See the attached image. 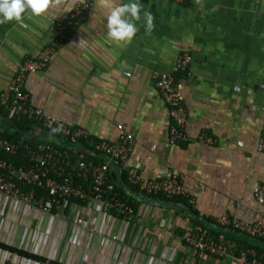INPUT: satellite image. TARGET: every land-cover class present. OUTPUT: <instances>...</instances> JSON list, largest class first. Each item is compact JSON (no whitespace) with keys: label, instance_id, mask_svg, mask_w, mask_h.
<instances>
[{"label":"crops","instance_id":"crops-1","mask_svg":"<svg viewBox=\"0 0 264 264\" xmlns=\"http://www.w3.org/2000/svg\"><path fill=\"white\" fill-rule=\"evenodd\" d=\"M77 2L49 0L39 17L23 18L25 27L0 24V93L26 58L50 46L58 34L52 21L66 20ZM129 2L141 6L133 21L137 31L117 43L107 35V16ZM185 52L192 56L184 86L186 139L172 144L169 107L153 75L172 71ZM24 89L30 105L95 139L117 140V125L124 124L134 138L126 166L154 180L180 174L194 203L130 189L117 162L110 163L109 181L134 200L130 216L94 200L46 214L0 193V242L49 260L0 248L1 262L235 264L231 256L201 253L182 241L198 221L220 239L264 250V240L217 224L224 215L248 222L264 215L255 197L264 185V152L257 149L264 123V0H96L88 17L69 28L52 61L27 75ZM15 120L0 109L1 132L24 140L49 135L41 126L20 129Z\"/></svg>","mask_w":264,"mask_h":264},{"label":"built area","instance_id":"built-area-1","mask_svg":"<svg viewBox=\"0 0 264 264\" xmlns=\"http://www.w3.org/2000/svg\"><path fill=\"white\" fill-rule=\"evenodd\" d=\"M95 1L78 0L66 20L52 21L58 30L56 38L39 55L26 58L19 66L12 83L0 93V105L5 107L11 116L17 120L28 119L30 126H41L49 135L59 137L56 142L32 139L11 141L0 134V193L46 214L58 213L64 205L78 206V201L94 200L102 204L106 211L130 216L133 214L132 206L122 199L114 183L109 181L110 163L117 162L123 167L131 186L142 189L148 195L183 197L193 204L194 198L184 185L180 174L173 173L169 177L154 180L144 177L136 166H126L134 138L124 124L117 125V140H98L92 137L88 130L70 127L46 114L42 108L29 103V95L24 89L27 75L44 69L52 61L57 50L67 39L69 28L88 17ZM191 62L192 56L185 52L178 58L172 71L157 72L153 75L155 85L169 107V140L172 144L186 139L187 107L184 86L190 75ZM59 125H62L60 132H51L52 128ZM201 139L209 143L214 142L206 135L201 136ZM85 142L93 146L91 154L106 157L107 161L87 159ZM257 149L264 152V123ZM4 155H23L27 162L14 164L7 161ZM24 185L30 189L24 190ZM255 197L259 203L264 204V185L257 189ZM77 221L81 223L82 218L79 217ZM217 224L239 232L248 239H264V215L255 222L224 215L217 219ZM112 238L117 239L116 236ZM181 238L184 243L201 253L215 257L231 256L235 264H264V254L252 247L220 239L200 222L186 228ZM0 264L4 263L0 261Z\"/></svg>","mask_w":264,"mask_h":264},{"label":"clouds","instance_id":"clouds-1","mask_svg":"<svg viewBox=\"0 0 264 264\" xmlns=\"http://www.w3.org/2000/svg\"><path fill=\"white\" fill-rule=\"evenodd\" d=\"M49 0H0V24L16 21L25 27L23 18L25 16L39 17L48 7ZM140 4L129 2L113 7L107 16V35L114 42L127 43L135 35L137 27L133 22L139 19ZM149 26L151 17L148 16ZM62 130V125L51 129L57 133Z\"/></svg>","mask_w":264,"mask_h":264},{"label":"trees","instance_id":"trees-1","mask_svg":"<svg viewBox=\"0 0 264 264\" xmlns=\"http://www.w3.org/2000/svg\"><path fill=\"white\" fill-rule=\"evenodd\" d=\"M0 109H1V112L2 113H5V112L7 113V109L5 107L1 106ZM15 122H16V126L18 128H20V129H29V127H30V123H29L28 119L15 120ZM0 134L2 136H4V137L10 139L11 141H17V140H20V139H25L23 136H21V137L20 136H16L15 134H11L9 132H1L0 131ZM58 138H59L58 135H48L45 139H38V140H34V141L43 140V141H48V142H56L58 140ZM26 140H29V139L26 138ZM84 146H85V148L88 151L87 152V159H91L92 158L95 161L99 162L100 160L98 158V155L97 154H94V155L91 154V152H93V146L90 143H88V142H85L84 143ZM4 157L6 158L7 161L13 162L14 164H22V163L27 162V158L25 156H23V155H21V156L4 155ZM125 181L127 182V185L130 187V189H132L134 191H137V190L139 191V188L133 187V186H131L128 183L126 176H125ZM23 188L26 191L30 189V187L25 186V185L23 186ZM116 189L121 193L122 199L125 200V201H127L131 206H133L132 208L135 209L136 208V204H135L134 200L131 199L129 196H127V194L125 192H123L122 190H120L119 187H116ZM152 196H158V197H162V198L168 199V198H166L164 196H160V195H152ZM174 199H177V198L174 197ZM185 203H186V201H185ZM191 210H192L193 213L195 212L193 209H191ZM200 223H202V222H200ZM205 226L209 227L208 225H205ZM252 239H256V238H252ZM262 240H264V239H262ZM248 247H252V248L256 249L260 254H264V250L263 249H260L259 247L255 246L254 244H250V245H248ZM0 248L5 249V250H8V251H11V252H14V253H17V254H19L21 256H24V257H27V258H31V259L37 260V261H42V262L49 261L47 258H45V257H43L41 255H37V254L31 253V252H28L26 250L13 247V246L8 245V244H5L3 242H0ZM50 262H52L54 264H59L58 262H55V261H50Z\"/></svg>","mask_w":264,"mask_h":264}]
</instances>
